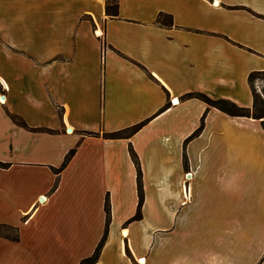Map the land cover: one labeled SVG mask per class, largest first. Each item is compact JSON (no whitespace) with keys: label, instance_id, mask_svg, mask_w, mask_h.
Listing matches in <instances>:
<instances>
[{"label":"crops","instance_id":"1","mask_svg":"<svg viewBox=\"0 0 264 264\" xmlns=\"http://www.w3.org/2000/svg\"><path fill=\"white\" fill-rule=\"evenodd\" d=\"M107 1L0 0V253L78 264L107 227L94 264H264L262 121L189 95L253 107L264 0Z\"/></svg>","mask_w":264,"mask_h":264},{"label":"trees","instance_id":"2","mask_svg":"<svg viewBox=\"0 0 264 264\" xmlns=\"http://www.w3.org/2000/svg\"><path fill=\"white\" fill-rule=\"evenodd\" d=\"M117 3H112L111 0L107 1V11L109 13H113L115 14V8H117ZM163 15V13H161L158 17V20L160 22H163L164 24H172V17L171 15H167L168 19L167 21H161L160 17ZM260 78L261 80L264 81V69L263 70H253L250 72L249 74V81L253 90V94H254V105L253 107H245V106H240L239 104H237L236 102H234L231 99H227V98H211L209 97L207 94L201 93V92H191L189 93V95H194V96H199L201 98H203L209 105H213L216 106L224 111H227L228 113L231 114H236V115H247V116H253L256 118H260L264 127V107L260 106V101H262L264 103V88L262 91V98L260 97V94L257 93L254 84H253V79L254 78ZM166 107V106H165ZM164 109V108H163ZM12 118L19 124L24 125V126H28L27 122L21 118L19 115L16 114H12ZM144 122V121H143ZM143 122H140L138 124H135L133 126H130L129 128H126L125 130H118V131H114V132H110L107 133L110 136H121V135H129L132 134L133 132H135L137 129L140 128V126L143 124ZM204 125V118H202V122L201 125L199 126V128L192 134L194 135L195 133H198L202 127ZM75 152V148H72L65 156L64 162L61 165V167L65 166L69 160L71 159V157L73 156ZM130 152L131 155L136 163L137 166V179H138V191H139V202H138V207H137V211L135 213V215L132 217V219H136V218H140L142 215V202H143V198H144V187H143V179H142V169H141V164H140V160H139V156L137 154V152L135 151V149L133 148L132 145H130ZM8 162H4L2 160H0V166H6L8 165ZM105 210L107 213V224L109 222L110 219V203H109V199L106 200L105 203ZM3 228H12L16 230V233L11 235L9 233L4 232L2 229ZM0 235H4L6 237L12 238V239H19V233L17 230L16 226H12L10 224H6V223H0ZM106 236H107V227L104 231V234L102 235L98 245L96 246L94 252L83 258L78 264H94L102 251L104 242L106 240Z\"/></svg>","mask_w":264,"mask_h":264},{"label":"rangeland","instance_id":"3","mask_svg":"<svg viewBox=\"0 0 264 264\" xmlns=\"http://www.w3.org/2000/svg\"><path fill=\"white\" fill-rule=\"evenodd\" d=\"M111 1L114 4L116 3V0H111ZM161 19H166V18L162 16ZM253 84H254V87H255L257 93H259L260 97L262 98L263 97L262 96V91H263V88H264V81L257 77V78L253 79ZM259 104H260V106L264 107V103L262 101H260ZM2 230L4 232H6V233L11 234V235L16 233V230L12 229V228H3ZM25 256L27 257V259L29 261L30 254H26ZM10 257H12V254H8V253H3L2 254V253H0V264H9L8 261H10L11 264H14L15 263L14 262L15 261V259H14L15 256H13V258H10ZM8 259H11V260H8ZM28 261L26 263H28Z\"/></svg>","mask_w":264,"mask_h":264},{"label":"built area","instance_id":"4","mask_svg":"<svg viewBox=\"0 0 264 264\" xmlns=\"http://www.w3.org/2000/svg\"><path fill=\"white\" fill-rule=\"evenodd\" d=\"M1 95H2V94H1ZM0 98H1V100H4V99H3V96H2V97L0 96ZM173 102H175V100H174Z\"/></svg>","mask_w":264,"mask_h":264}]
</instances>
